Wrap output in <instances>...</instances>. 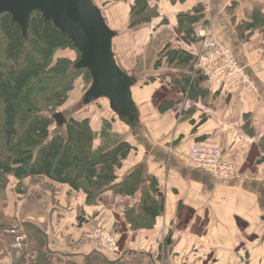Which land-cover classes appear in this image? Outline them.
I'll return each mask as SVG.
<instances>
[{"label": "crops", "instance_id": "0c3cea01", "mask_svg": "<svg viewBox=\"0 0 264 264\" xmlns=\"http://www.w3.org/2000/svg\"><path fill=\"white\" fill-rule=\"evenodd\" d=\"M147 1L157 8L158 16L130 31L126 30L130 0L93 3L116 33L112 53L118 66L136 81L131 95L140 127L131 131L113 113L108 117L116 120L113 131L134 146L117 171V180L141 167L143 182L151 177L158 183L164 199L162 215L151 228L132 231L121 211L139 201L140 191L132 200L108 196L90 207L83 193L65 184L45 178L30 184L26 179V192L18 195L12 191L18 182L12 180L8 201L15 203L18 225L37 226L52 258L66 263L264 264V163L257 164L258 142L264 136V32L245 29L254 11L264 14V0ZM196 7L202 14L198 31L210 29L230 49L258 89L256 95L225 93L205 78L200 85L205 96L190 100L179 85L161 78L165 66L162 62L155 69V64L163 48L182 49L193 56L198 48L177 28V15ZM86 117L98 132L101 121ZM198 141L219 145L223 157L234 165L233 176L216 179L181 158L180 153ZM170 146L173 154L168 153ZM97 226L116 232L115 250L107 251L98 240L85 237ZM35 258L25 249L7 253L0 264H31Z\"/></svg>", "mask_w": 264, "mask_h": 264}, {"label": "trees", "instance_id": "16d2710c", "mask_svg": "<svg viewBox=\"0 0 264 264\" xmlns=\"http://www.w3.org/2000/svg\"><path fill=\"white\" fill-rule=\"evenodd\" d=\"M167 1L176 4L186 0ZM157 16V8L150 6L147 0H130L126 30L139 28ZM201 19L199 7L192 12L178 14L179 33L189 42H196L197 25ZM28 25V33L24 37L10 15L0 16V258L26 249L36 255L31 264H73L52 258L46 250L44 233L37 226L31 223H22V227L18 225L15 203L8 201L12 180L18 182L12 189L18 195L25 194L23 181L26 179L30 184L39 183L44 178L65 184L73 191L83 193L85 205L90 207L98 206V201L108 196L132 200L140 191L139 201L121 211L132 231L154 226L162 215L164 199L154 178L143 182V171L139 166L122 180H117V171L134 146L123 135L113 131L114 118L100 119L98 132L93 131L86 115L64 117L66 122L56 131L51 130L57 124L55 115L60 114L55 111L74 92L76 78L81 77L85 82V93L92 78L87 70L75 68L80 53L51 21H45L40 12H34L30 14ZM245 29H262L264 32V14L254 11ZM67 48L76 50L78 58L75 62L54 57L57 51ZM114 61L118 66L115 58ZM162 62L174 72L161 78L167 77L168 83L179 85L186 98L200 100L205 96V89L200 87L205 75L202 71H194L195 56L166 46L158 55L155 69H159ZM123 72L136 84L133 75ZM258 145L261 156L257 164H262L264 136ZM10 230H15V234ZM18 235L23 239L20 247L14 249L12 245Z\"/></svg>", "mask_w": 264, "mask_h": 264}, {"label": "water", "instance_id": "95a60500", "mask_svg": "<svg viewBox=\"0 0 264 264\" xmlns=\"http://www.w3.org/2000/svg\"><path fill=\"white\" fill-rule=\"evenodd\" d=\"M34 12L51 21L80 53L75 68L87 70L92 78L82 105L105 99L112 113L124 120L131 131H136L138 120L131 95L134 82L116 65L112 54L116 33L107 26L93 0H0V16L10 15L24 37L30 14ZM55 118L58 125L66 122L62 114H56Z\"/></svg>", "mask_w": 264, "mask_h": 264}, {"label": "built area", "instance_id": "2783aa9c", "mask_svg": "<svg viewBox=\"0 0 264 264\" xmlns=\"http://www.w3.org/2000/svg\"><path fill=\"white\" fill-rule=\"evenodd\" d=\"M198 38L199 46L191 52L195 56L194 71H202L208 82L219 85L225 93L242 92L251 96L258 93L254 82L238 64L230 49L218 41L210 29L199 30ZM168 153H174L173 146L168 147ZM180 156L190 166L203 170L216 179L231 177L235 173L234 165L223 157L222 148L216 143H193ZM9 232L15 234V230ZM85 237L99 240L107 251L115 250L118 245L116 233L109 228L97 227ZM22 239V236H16L12 248H19Z\"/></svg>", "mask_w": 264, "mask_h": 264}, {"label": "rangeland", "instance_id": "374dc122", "mask_svg": "<svg viewBox=\"0 0 264 264\" xmlns=\"http://www.w3.org/2000/svg\"><path fill=\"white\" fill-rule=\"evenodd\" d=\"M128 9H129V6H128ZM128 14H129V11H128ZM128 14H127V20H128ZM199 41L200 40L198 38V40L196 42H192V43L199 46ZM56 53H57L56 56H54L55 58H58V57L59 58H67L70 61H74V62L78 58V54H77L76 50H74L73 48H67V49L59 51V52L57 51ZM118 58L120 59V55L118 56ZM136 68H137V66H135V68L133 70H136ZM164 68L167 69L166 67H164ZM161 69H162V67H161ZM131 73L133 74V72H131ZM161 74L166 75V74H168V71L162 69ZM246 74H247V72H246ZM85 85L86 84L83 81V79H81V77H77L75 82H74V86H75L74 92H72L71 96L69 95L70 97H69V99H67L68 101H66V103L62 107L58 108L55 112L62 114L65 118H69L70 116L80 118V117L87 115L90 118H92L93 122L95 120H97V121H99L100 119L103 120V118H107V120H109L108 117H110V115H112V112H110L107 100L99 99L96 101H91L87 105H82V100H83V97L85 96V94H84L85 93V91H84ZM112 117L119 119V117H117V115H115V114ZM120 121L124 122V120H120ZM118 125H119V127L122 128V126L119 123H118ZM138 126H139V123H138ZM57 127H59V125L54 124L53 127L51 128V130L54 132L57 130ZM136 127H137V125H136ZM14 194H16V193H14ZM112 231L114 233H116L114 230H112ZM117 238H118V236H117Z\"/></svg>", "mask_w": 264, "mask_h": 264}, {"label": "bare ground", "instance_id": "6f19581e", "mask_svg": "<svg viewBox=\"0 0 264 264\" xmlns=\"http://www.w3.org/2000/svg\"><path fill=\"white\" fill-rule=\"evenodd\" d=\"M117 236V235H116Z\"/></svg>", "mask_w": 264, "mask_h": 264}]
</instances>
